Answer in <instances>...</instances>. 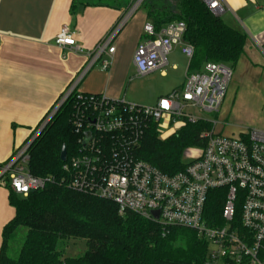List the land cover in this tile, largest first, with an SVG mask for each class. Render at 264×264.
<instances>
[{"label":"built area","instance_id":"obj_1","mask_svg":"<svg viewBox=\"0 0 264 264\" xmlns=\"http://www.w3.org/2000/svg\"><path fill=\"white\" fill-rule=\"evenodd\" d=\"M142 1L132 2L112 30L88 50L76 42L75 30L60 28L54 43L87 57L86 65L55 104L70 98L69 122L76 146L61 165L62 177H38L27 167L31 136L0 164V185L26 196L48 184H64L113 202L119 214L130 212L163 227L195 230L208 243L201 264H264V130L241 129L224 134L209 121L211 128L201 133L204 145L197 151L185 150L186 164L173 174L161 172L136 155L150 124L165 139L188 122L206 120L198 113L216 112L232 75L228 65L205 62L203 72L186 73L181 87L160 96L151 106L77 88L84 74L97 63L100 70L108 69L114 51L112 40ZM204 3L214 15L224 11L218 0ZM184 32L181 20L159 29L151 22L145 23L132 58L136 74L145 75L165 66L166 56L177 46L189 62L193 47L183 40ZM213 189L224 190L218 225H208L204 218L207 196ZM153 211L158 213L157 219Z\"/></svg>","mask_w":264,"mask_h":264},{"label":"trees","instance_id":"obj_2","mask_svg":"<svg viewBox=\"0 0 264 264\" xmlns=\"http://www.w3.org/2000/svg\"><path fill=\"white\" fill-rule=\"evenodd\" d=\"M76 2L72 0L71 9ZM139 9L146 12L156 29L171 21L184 22L183 40L193 47L187 72L199 71L208 61L232 69L244 53L245 33L214 15L204 0H143ZM70 113L68 98L30 142L27 167L32 175L55 180L62 177L60 150L64 145L68 155L76 146ZM210 128L211 122L200 119L162 140L155 125L150 124L136 155L161 172L173 174L184 168L182 156L188 147L204 145L201 133ZM8 189L14 216L2 229L0 264H201L205 259L208 243L193 229L163 227L130 212L119 214L113 202L57 182L26 196ZM223 199V189L209 192L204 211L208 225L221 223ZM21 226L26 228L25 236L17 256L12 257L8 241ZM71 239L83 240L85 249L78 255L64 256Z\"/></svg>","mask_w":264,"mask_h":264},{"label":"crops","instance_id":"obj_3","mask_svg":"<svg viewBox=\"0 0 264 264\" xmlns=\"http://www.w3.org/2000/svg\"><path fill=\"white\" fill-rule=\"evenodd\" d=\"M218 1L224 9L221 18L246 35L243 56L251 64H264V0ZM71 4L72 0H0V164L31 138L86 65L84 54L54 43L60 28L75 30L76 42L84 50L91 49L112 30L131 0H77L73 9ZM127 22L112 40L108 69L94 65L81 78L79 91L124 99L121 92L134 67L132 58L142 26L151 19L141 9L133 23ZM8 188L0 185V246L2 229L14 216Z\"/></svg>","mask_w":264,"mask_h":264},{"label":"rangeland","instance_id":"obj_4","mask_svg":"<svg viewBox=\"0 0 264 264\" xmlns=\"http://www.w3.org/2000/svg\"><path fill=\"white\" fill-rule=\"evenodd\" d=\"M134 1L131 0L125 13L129 11ZM140 13L141 9H136L128 18L127 23H133ZM166 58L165 66L149 74L137 75L135 68L131 67L121 97H124L125 101L129 103L151 106L156 103L161 94L171 91L175 87H181L185 80V74L191 73L186 71L188 59L181 53L179 46ZM98 66L97 63L95 69H98ZM161 71H164L165 75L160 74ZM200 71L203 72V65ZM198 116L215 122V130L219 133L231 134L241 129L252 128L264 130V64H251L242 55L232 68V75L218 110L212 113L200 112ZM158 138L161 139L159 136ZM200 147L191 146L187 149H189L188 151H197ZM183 160H186V157H183ZM25 232V227H19L14 237L8 241L10 256H17ZM84 249L83 240L71 239L68 241L63 255L75 256L82 253Z\"/></svg>","mask_w":264,"mask_h":264},{"label":"water","instance_id":"obj_5","mask_svg":"<svg viewBox=\"0 0 264 264\" xmlns=\"http://www.w3.org/2000/svg\"><path fill=\"white\" fill-rule=\"evenodd\" d=\"M59 106H60V102H59V104L55 105V107L50 111V113L47 115V117L43 120V122L40 124V126L37 128V130L34 132V134L32 135L31 141L36 137V135L44 127V125L47 123V121L50 119V117L54 114V112L58 109ZM65 157H66V148L63 145L61 150H60L59 159L61 161H64ZM152 216H153V218L157 219L158 218V213L153 211L152 212Z\"/></svg>","mask_w":264,"mask_h":264}]
</instances>
